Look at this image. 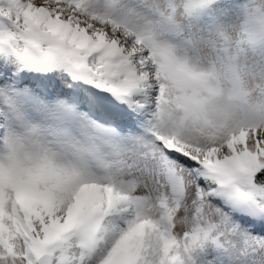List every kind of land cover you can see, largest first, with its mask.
<instances>
[{
    "label": "snow or ice",
    "instance_id": "snow-or-ice-1",
    "mask_svg": "<svg viewBox=\"0 0 264 264\" xmlns=\"http://www.w3.org/2000/svg\"><path fill=\"white\" fill-rule=\"evenodd\" d=\"M264 0H0V264H264Z\"/></svg>",
    "mask_w": 264,
    "mask_h": 264
},
{
    "label": "clouds",
    "instance_id": "clouds-1",
    "mask_svg": "<svg viewBox=\"0 0 264 264\" xmlns=\"http://www.w3.org/2000/svg\"><path fill=\"white\" fill-rule=\"evenodd\" d=\"M244 21L239 17H233L227 20L224 24V31L233 41L247 40L251 38L256 47L264 46V24L255 23L250 25L251 36L243 35Z\"/></svg>",
    "mask_w": 264,
    "mask_h": 264
}]
</instances>
